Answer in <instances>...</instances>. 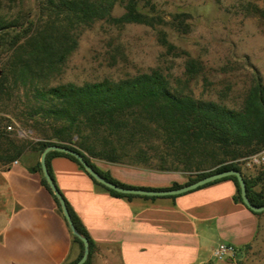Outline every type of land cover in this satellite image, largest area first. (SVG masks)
Wrapping results in <instances>:
<instances>
[{
	"label": "trees",
	"instance_id": "obj_1",
	"mask_svg": "<svg viewBox=\"0 0 264 264\" xmlns=\"http://www.w3.org/2000/svg\"><path fill=\"white\" fill-rule=\"evenodd\" d=\"M2 1L8 5L21 3L0 0V55L6 57L0 60V94L22 89L24 109L14 116L21 117L23 125L34 130L38 138H18L14 131L5 129L9 118L0 115L1 165L25 151L39 155L45 145L55 143L76 150L103 178L122 186L130 185L99 170L88 157L186 172L185 183L234 168L243 177L249 201L254 205L264 203V160L251 174L238 163L264 150V85L258 75L252 78L238 107L178 90L157 68L118 79L50 84L49 75L75 47L81 29L98 20L152 26L158 23L159 16L152 6L144 10L140 0H34L33 11L19 9L14 15L2 12ZM115 6L122 9L118 15L112 14ZM159 41L166 50L173 48L163 36ZM185 69L188 73L195 71L193 59H187ZM56 154L70 158L84 171L72 155L50 150L45 155L48 172V160ZM35 167L40 170L38 161ZM89 177L112 195L134 196L116 192ZM222 178L233 181V200L241 202L235 177ZM41 180L50 191L43 177ZM179 185L172 183L169 187ZM254 185H258L256 190L252 189ZM65 205L75 230L88 242L82 264H90L92 243ZM71 236L79 247L76 260L82 244L75 235Z\"/></svg>",
	"mask_w": 264,
	"mask_h": 264
},
{
	"label": "crops",
	"instance_id": "obj_2",
	"mask_svg": "<svg viewBox=\"0 0 264 264\" xmlns=\"http://www.w3.org/2000/svg\"><path fill=\"white\" fill-rule=\"evenodd\" d=\"M31 154L0 164V264H68L79 247ZM88 159L130 186L164 188L187 180L180 171ZM48 168L92 243L90 264H230L212 256L218 243L241 253L258 239L264 212L234 201L229 178L174 196L124 197L95 184L66 156H50Z\"/></svg>",
	"mask_w": 264,
	"mask_h": 264
},
{
	"label": "rangeland",
	"instance_id": "obj_3",
	"mask_svg": "<svg viewBox=\"0 0 264 264\" xmlns=\"http://www.w3.org/2000/svg\"><path fill=\"white\" fill-rule=\"evenodd\" d=\"M20 2L8 5L2 1L1 10L14 15L19 9H35L34 0ZM140 4L144 10L152 6L159 16L158 23L93 22L78 32L75 47L49 75L48 82L79 84L118 79L157 68L178 90L219 100L229 107H238L255 75L264 85V0H140ZM121 11L115 6L112 14ZM161 36L172 49L166 50L160 43ZM5 58L1 53L0 60ZM188 58L194 61L192 73L185 69ZM23 109L21 88L0 94V115L10 121L5 129L14 131L20 139L35 140V131L23 125L21 117L14 116ZM30 152L38 157L35 151ZM263 160L261 150L238 163L251 174ZM261 220L256 242L220 260L264 264V215Z\"/></svg>",
	"mask_w": 264,
	"mask_h": 264
},
{
	"label": "water",
	"instance_id": "obj_4",
	"mask_svg": "<svg viewBox=\"0 0 264 264\" xmlns=\"http://www.w3.org/2000/svg\"><path fill=\"white\" fill-rule=\"evenodd\" d=\"M54 150L59 152H64L67 154L72 155L82 166V168L87 172L89 176H91L96 182L102 184L103 186L112 189L116 192L123 193V194H133V195H146V196H162V195H176L180 194L189 190H192L200 185H203L205 183L211 182L213 180L233 175L236 179L237 186H238V193L241 202L251 211L259 212L264 210V203L261 205H254L252 204L247 195H246V189H245V182L243 180V177L241 176V173L239 170L234 168H227L223 170L214 171L211 173H208L206 175H203L191 182L181 184L177 187H169V188H143L139 186H122L116 183H113L111 181L106 180L103 178L97 171H95L85 160L84 158L74 149L69 148L64 145H59L55 143H50L45 145L38 155V163L39 168L41 171V174L48 185L50 191L55 196L60 211L73 235H75L82 244V252L81 255L74 260L73 262H70L68 264H82L84 260L86 259L87 252H88V242L86 237L83 235H80L74 228L73 223L71 221L70 215L68 213L67 207L65 205V202L63 200V197L57 190L55 184L52 181V178L47 170L46 164H45V155L48 151Z\"/></svg>",
	"mask_w": 264,
	"mask_h": 264
},
{
	"label": "built area",
	"instance_id": "obj_5",
	"mask_svg": "<svg viewBox=\"0 0 264 264\" xmlns=\"http://www.w3.org/2000/svg\"><path fill=\"white\" fill-rule=\"evenodd\" d=\"M7 128H9V126H7ZM253 161H256V159L253 158ZM234 253H235V247L229 243H218L212 249V256L216 260H220L226 256H232Z\"/></svg>",
	"mask_w": 264,
	"mask_h": 264
}]
</instances>
